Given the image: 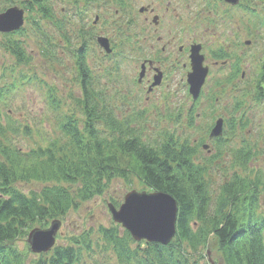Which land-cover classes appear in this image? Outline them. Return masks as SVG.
I'll return each instance as SVG.
<instances>
[{
	"label": "rangeland",
	"instance_id": "374dc122",
	"mask_svg": "<svg viewBox=\"0 0 264 264\" xmlns=\"http://www.w3.org/2000/svg\"><path fill=\"white\" fill-rule=\"evenodd\" d=\"M189 1L193 9H196L201 2L200 0ZM151 2L152 0H99L96 4L89 3L84 9L81 1L77 4L71 1L67 6L63 1L57 0L53 7V17L47 19L42 18L37 12L29 16L28 11L24 9L22 28L12 34L0 32V126L2 128L0 138L24 151L45 147L55 141L56 155L63 154L65 149L62 143L65 136L62 135L60 124L64 116L76 114L75 117L83 118L80 107L75 101L83 95L80 81H78L76 60V47H79L83 41L79 37L80 31L91 28L95 16H99V22L92 28L95 35L105 36L118 42L125 34L123 29L126 27L125 20L128 18L133 24L130 27V33L134 34L133 36L142 37L139 33L143 29L153 31L151 15L140 14L138 10L143 6H153ZM5 4L6 0H0V9ZM15 6L22 8L19 0H15L14 5L10 4L5 8ZM247 6L255 10L256 21L250 19V15L241 7L236 16L238 19L233 20L234 23L231 21V24L222 26V31L219 27L216 37L209 39L214 44L223 43L226 47L230 46V50L238 46L231 43V38L233 41L242 43L245 78L243 82L235 80L234 83L245 88L242 98L237 94L243 109L234 111L233 95L235 94L233 93L223 95V99L217 103L213 100L207 102L202 95L195 106L198 116H195L194 125L188 128L186 120L180 115L182 121L178 127H174L178 131L180 140L188 138L191 143L198 146V152L193 159L204 165L206 169L205 180L210 198L207 202V214H211L216 206L220 187L236 173L244 180H253L258 174V178L264 181V94L260 101L256 99L255 94L257 85L260 86L259 79L264 80V0H247ZM174 8L172 5L170 12L166 15L165 23H169L170 27L172 23L177 22L174 21L172 10L176 14L180 13V19L183 22V16L186 15L183 12V4L178 0ZM160 11L165 16L164 11ZM32 17L38 20L36 28ZM233 29L239 32L237 38L230 32ZM200 30L203 33L201 28ZM9 39L19 41L25 57L22 61H18L16 55L9 50ZM48 40L50 44L47 45ZM245 41L250 44L245 45ZM86 42H88L89 51L85 53V60L90 70L92 90L102 94L107 105L112 107L114 117L120 122L131 120L130 127L133 133L140 134L153 146L156 145L155 142L159 143V132L164 128L172 127L170 120H167L169 115L174 116L178 113V108L187 109L191 104L185 88L181 86L178 94L171 93L169 100L165 99V95L168 92L170 94V91L174 92L176 86H162L149 93L146 85L139 86L136 82L140 71L138 62L130 58L112 59L97 44L90 42V38L86 37ZM142 47H144L142 55L153 56L158 46L152 39L146 40ZM132 51L130 53V49H122V53L139 55L135 50ZM212 61L211 58L207 59V64ZM114 67L116 69H113ZM224 73H221V77L226 75ZM211 84L212 82H206L204 89L210 90ZM237 91L238 88H236ZM242 114L244 118L236 125L234 134L225 137L224 152L221 157L214 158L213 164L207 163L209 157L218 152L217 144L208 138L210 127L219 117L228 120L233 116L240 117ZM237 121H240V118ZM226 122L223 129L228 130ZM98 126L103 129L100 134L109 133L102 122H98ZM26 127L27 131L24 129ZM245 146L256 155L242 166L233 157V153L236 148ZM43 185L44 183L36 180H19L15 183V186L25 193L39 191ZM64 186L69 187L72 193L76 194L77 184L65 183ZM132 189L139 192L147 190L133 174H129L127 178L119 176L111 178L101 194L79 202L77 208H71L63 217L56 218L61 223L55 235V245H65L69 242V236H78L85 231H92V250L85 253L78 263L118 264L112 249L106 248V243L98 240L97 229L99 226L109 228L112 224H117L112 219L107 205L115 201L117 203L115 206L118 207L124 199L123 196ZM259 190L261 192L254 212L264 217V184L260 185ZM52 221L56 220H45V223L35 222L27 231V235L16 241L24 260L23 264H34L36 259L43 255L41 252L31 251L30 244L27 242L28 232L35 228L46 229ZM119 227L121 232L125 230L121 224ZM94 240H98L99 244L94 245ZM189 254L195 259L196 264H224L221 249L218 247L216 238L211 234L205 248H199L196 251L189 248Z\"/></svg>",
	"mask_w": 264,
	"mask_h": 264
},
{
	"label": "trees",
	"instance_id": "16d2710c",
	"mask_svg": "<svg viewBox=\"0 0 264 264\" xmlns=\"http://www.w3.org/2000/svg\"><path fill=\"white\" fill-rule=\"evenodd\" d=\"M56 1L19 0V5L29 16L37 12L47 19L53 17ZM61 1L67 6L71 1L76 4L81 1L85 9L99 0ZM7 4L14 5L15 0H6L0 12ZM33 25L35 28L38 25L35 18ZM8 42L9 50L22 61L25 57L19 41ZM46 43L50 44L49 40ZM79 60L78 81L83 95L75 101L83 118L75 117L76 114L64 116L60 124L65 136L63 154L56 155L55 141L24 151L0 138V264H23L16 241L27 235L35 222L63 217L69 209L77 208L79 202L101 194L111 178H127L129 174L135 175L147 191H165L175 197L177 229L174 239L162 245L136 241L126 229L121 232L118 224L109 228L99 226L98 240L112 249L118 264H196L189 248L193 251L205 248L209 234L216 238L224 264H264V217L254 212L261 192L259 187L264 184L258 174L253 180H244L236 173L220 187L216 206L207 214L210 198L206 169L193 159L198 146L188 138L180 140L174 128L182 121L179 113L169 115L167 120L172 127L159 132V143L155 142L154 147L132 132L131 120L120 122L114 117L102 94L92 90L89 70L82 58ZM259 80V84L264 82ZM184 120L188 128L194 125L193 112ZM98 122L109 130L107 135L100 134L103 129ZM231 122L222 137L214 139L218 152L207 163L213 164L214 158H220L224 152L225 137L232 136L237 125L234 127ZM24 129L27 131V127ZM254 155L247 146L236 148L233 153L242 166ZM19 180H36L44 185L39 191L25 193L15 186ZM65 183L77 184L76 194ZM113 204L117 205L115 201ZM92 234L85 231L69 236L67 244H57L41 252L43 255L34 264H79L82 256L92 250ZM98 240H94V245L99 244Z\"/></svg>",
	"mask_w": 264,
	"mask_h": 264
},
{
	"label": "flooded vegetation",
	"instance_id": "af4514ba",
	"mask_svg": "<svg viewBox=\"0 0 264 264\" xmlns=\"http://www.w3.org/2000/svg\"><path fill=\"white\" fill-rule=\"evenodd\" d=\"M176 1L177 0H152L151 3H153V6L140 7L138 10L140 14L144 13L146 15H151L153 31H146V29H143L139 33L142 37L133 36L134 34L130 33V27L133 25L132 20L127 18L125 20L126 27L123 29L125 34L122 39L116 42L106 37L108 46L111 49L109 53L106 52L105 48L100 46L97 38L98 35H95L93 32V26L98 23L100 19L99 16H97L98 19L95 16L96 20L94 18L91 28L89 27L88 30L82 29L79 34V37H81L83 41L79 47H76L77 71L80 73L79 59L81 58L84 65L89 70L85 60V53L89 51V45L88 42H86V37H88L90 38V42L92 41L97 44V46L107 55H110L112 59H117V57L130 58L138 62L140 71L137 74L136 82L139 86L146 85V89L149 93H152L162 86H176L174 92L170 91V94L168 92V94L165 95L166 98H164L169 100L171 98L170 95L173 93L178 94L181 90V86H183L186 95H188L187 98L191 100V104L187 109L183 107L178 108L177 112L184 119L190 112H193L194 119L195 116H198V113L195 112V106L199 103L202 95L206 98L207 102L213 100L214 103H217L220 99H223V95L233 93L235 94L233 95L235 98V104L233 105L234 111L243 109V107H241V102L237 98V94L242 98L245 94V88L234 83L235 80L243 82L245 78L243 71V54L241 51L242 43L233 41V38H231V43L233 42L238 46H235L234 50H230V46L226 47L223 43L214 44L210 42L209 39L216 37L217 32H219V27H221L220 30L222 31V26L229 25L231 21L238 19L236 16L239 14V9L241 7L250 15V19L254 21H256L254 18L256 14L255 10L249 9L247 0L245 2L244 0H236L234 2L231 0H200L201 2L196 9L191 7L189 0H178V2L183 4V12L186 13V15L183 16L184 22L180 19V13L176 14L172 10L171 13L173 14V18H175L174 21L177 22L176 24L172 23V27H170L169 23H165L166 15L170 12L172 5L173 9H175L174 4ZM160 10L164 11L165 16L161 14L162 12ZM200 28L203 30V33ZM230 32L233 37L235 36L237 38L239 36V32L234 29ZM152 39H154V42L156 41L158 46L153 56H148L146 54L142 55L144 54V47H142V44L145 43L146 40ZM249 44L250 42L245 41V45ZM197 47L198 55L203 57L202 65L206 68L207 73L205 75V83L201 86L199 99L194 100L190 92L188 76L192 71V57ZM124 48L130 49V53L133 52L132 50H135L139 55L133 56L126 52L122 53V49ZM210 58L213 59V61L207 64V59L209 60ZM113 69H116V67ZM221 73L226 75L221 77ZM206 82H212V87L207 91L203 87ZM259 85L260 86L257 85L256 87V98H260L263 96L262 94H264L262 83ZM259 87L262 89H259ZM236 88H238L237 92ZM242 88L243 90L241 91ZM233 118L234 120L232 122V117L228 120L225 118L222 119L224 123L225 121H227V124L231 122L234 126L240 123L244 117L242 114L240 117L233 116ZM239 118L240 121H237Z\"/></svg>",
	"mask_w": 264,
	"mask_h": 264
},
{
	"label": "water",
	"instance_id": "95a60500",
	"mask_svg": "<svg viewBox=\"0 0 264 264\" xmlns=\"http://www.w3.org/2000/svg\"><path fill=\"white\" fill-rule=\"evenodd\" d=\"M236 1V0H231ZM24 10L15 7H8L0 13V32H12L19 29L23 23ZM101 47L107 52L111 49L108 40L98 37ZM203 57L198 55V47L192 57V71L189 73V87L193 98L200 92V86L205 80L207 70L202 65ZM222 120H218L213 126L210 137L219 136L222 133ZM118 207L111 202L107 208L112 219L127 229L130 236L137 241L146 240L148 242H158L168 244L176 232L177 203L174 196L165 191H136L130 190L124 196ZM60 221H52L46 229L35 228L28 233V244L32 252H46L54 246L55 235L60 226ZM212 263V262H211Z\"/></svg>",
	"mask_w": 264,
	"mask_h": 264
}]
</instances>
